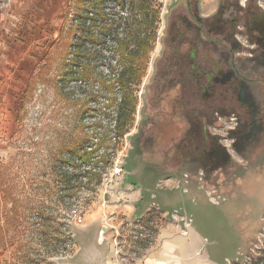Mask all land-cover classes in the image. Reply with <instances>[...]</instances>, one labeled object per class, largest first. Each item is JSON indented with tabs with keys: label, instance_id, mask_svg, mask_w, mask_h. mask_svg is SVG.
Here are the masks:
<instances>
[{
	"label": "rangeland",
	"instance_id": "obj_1",
	"mask_svg": "<svg viewBox=\"0 0 264 264\" xmlns=\"http://www.w3.org/2000/svg\"><path fill=\"white\" fill-rule=\"evenodd\" d=\"M74 1L0 0V229L5 230L0 241V264H21L19 257L25 252L34 259L31 264H35V260L40 258L39 253L44 254L46 248L42 246L44 243L41 245L38 226L33 224L39 220L37 209L33 208L40 206V201L49 205L50 209L46 208V211L55 216L56 223H62V230L71 232L73 236V244L69 242L70 248L57 261L54 260L56 264L73 252L74 243L82 242L88 218L102 204L104 188L116 182L119 188L141 185L149 187L157 195L169 188L171 183L166 179L180 175V172L163 166L167 153H150L148 142L142 143L138 150L132 144L143 102V85L170 0H133L134 5L138 1L147 5V14L142 20L132 18L127 22L130 31L125 32V41L129 50L135 51V58L121 56L116 50L115 38L122 35L116 24L109 26L95 22L94 26H82L87 33L85 36L89 37L95 31L99 33L96 40L82 38L83 47L92 49L89 56L82 58L83 63L90 65V76L81 77L82 65L77 63L73 66L75 79L63 80L60 66L67 61L65 57L69 49L73 50L82 43L80 38L83 36L77 28L78 21H72L71 15L64 20V12L72 9ZM261 2L264 5V0ZM105 9L111 12L106 15L108 19L124 15L128 10L132 13L134 6L122 7L108 0ZM61 28L63 38L60 39ZM141 40L147 42L145 50L139 48ZM56 42L58 46L54 44ZM43 59L47 64L44 76L24 112L20 110L24 87L30 76L36 74ZM127 66L133 70L122 77L120 71ZM99 71L103 76L98 75ZM102 81L104 84L114 82L116 86L113 89L116 90L105 91ZM60 85L65 91L56 90ZM67 90L70 92L65 93ZM92 96L96 100L91 99ZM114 96L117 99L125 97L127 101L133 99L135 105L131 120L125 124L123 120L118 122L122 133L120 130L115 133L113 125H107L102 119L101 105L106 98ZM110 134H127L128 145L122 152L126 154L123 158L124 174L115 182L105 177L98 184L92 181L90 188H81L74 196H65L57 201L44 195L56 185L63 187L59 185V176L55 175L59 170L73 173L75 164L79 163V155H85V151L96 148L91 155H85L88 162L93 156H96L94 161L99 160L98 156L103 153H120L121 142H109ZM81 138L86 139L82 143L84 146H76L75 141ZM100 141L102 145H99ZM65 147L69 150L64 151ZM94 165V162L90 164ZM98 166L104 164L99 162ZM85 167L87 164H81V169ZM103 170L108 173V169ZM232 172L225 176L222 184L230 185L235 177ZM195 176L197 180L191 183L202 185V189L214 187V193L219 196L216 198L214 194L218 203H225L227 208L211 205L207 197L195 198L184 194V203L174 206L177 214H186L191 225L206 236L207 244L211 240L219 243L217 253L212 256L220 258L223 264H226L224 256L232 260L228 264H264V167H259L256 176L247 173L235 183L229 194L218 189L217 174H211L205 179V184L201 173H195ZM184 180L190 182L189 173H184ZM60 193L68 195L71 191L66 189ZM72 209L83 216L81 222L72 217ZM168 211L172 212V207H168ZM140 213L142 211L136 216ZM152 213L158 230L164 220L157 210H152ZM127 223L113 235L119 234L117 242L123 245L118 255L130 259L134 255L128 251L127 228L131 227V222Z\"/></svg>",
	"mask_w": 264,
	"mask_h": 264
},
{
	"label": "flooded vegetation",
	"instance_id": "obj_2",
	"mask_svg": "<svg viewBox=\"0 0 264 264\" xmlns=\"http://www.w3.org/2000/svg\"><path fill=\"white\" fill-rule=\"evenodd\" d=\"M158 34L133 148L167 153L163 166L189 183L217 174L229 194L264 167V5L170 0Z\"/></svg>",
	"mask_w": 264,
	"mask_h": 264
},
{
	"label": "crops",
	"instance_id": "obj_3",
	"mask_svg": "<svg viewBox=\"0 0 264 264\" xmlns=\"http://www.w3.org/2000/svg\"><path fill=\"white\" fill-rule=\"evenodd\" d=\"M166 181L171 183L169 188L157 195L149 187L141 185L119 188L116 182L104 188L102 204L88 218L82 242L74 243L73 252L59 264H223L220 258L212 256L217 253L219 243L211 240L207 244L206 236L190 222L186 225L182 219H187L186 214H177L174 206L184 203V194L195 198L207 197L214 206L227 208V205L218 203L216 198L219 196L213 192L214 187L202 189V185L184 181V174ZM168 207H172V212ZM151 208L157 209L164 220L158 227L154 242L143 250L139 258L120 257L115 253L112 241L115 230L123 222L143 217ZM139 211H142L141 215L136 216ZM223 260L226 264L232 261L226 256Z\"/></svg>",
	"mask_w": 264,
	"mask_h": 264
},
{
	"label": "trees",
	"instance_id": "obj_4",
	"mask_svg": "<svg viewBox=\"0 0 264 264\" xmlns=\"http://www.w3.org/2000/svg\"><path fill=\"white\" fill-rule=\"evenodd\" d=\"M107 1L108 0H75L73 3L72 9L68 8L64 12V20L69 15H71L72 21L73 20L78 21L77 28H80L81 35L83 34V36L80 38L82 43L80 45H76V47L73 50L69 49L65 57L67 61L64 62L62 66H60L59 72L63 80H74L75 79L73 66L76 65L77 63H80L82 65L80 76L81 77L90 76V73H89L90 65L87 63H83V59H82V58H86L87 56H89V54H91L90 52L92 51V49L88 47H83L85 43H83L84 39L82 38L85 36L84 34H87V33L83 29L82 26H85L86 24L92 25V26H94L93 23L95 22L99 24L105 23L109 26L116 24L117 25L116 29L120 28L122 30L120 31L122 32V35L120 37L116 36L115 41H114L116 50L121 56L128 55L131 58H135V54L133 53L135 51L129 50L128 44L125 41V37H126L125 32L130 31V28L127 22H129L130 19L132 18H135L136 21L142 20L143 16H146L147 14V5L144 1L142 2L138 1V3L134 5L133 0H113L119 6L121 5L122 7H125L126 5L129 6V4L133 5L134 11L131 13L128 10L127 12L124 13V15H119L117 17H111L107 19L106 15L111 14L110 11L105 9V3H107ZM70 10H71V13H70ZM116 34H119V32H117ZM85 37H87L85 39L90 38L88 39L89 41L96 40L97 37H99V33L95 31V33H92L91 36L89 37L85 36ZM59 38L60 39L63 38L62 28L60 30ZM54 44L55 45L57 44L58 46V42ZM147 46L148 45H147L146 40L145 41L141 40V42L139 43V48L143 50H145ZM98 53L100 52H95V54H98ZM44 59H43L42 64L39 66L36 74L30 76V78L28 79L24 87L23 98L21 101L22 104L20 108V110L24 112L26 111L25 110L26 104L30 101V98L34 96V93L36 91V86L39 84V82L41 83L42 78L44 76L45 66L47 65ZM109 67L110 69H113L112 66H109ZM132 70L133 68L130 66H127L121 69L120 72H121L122 77H125L127 72H131ZM98 75L103 76V72L99 71ZM117 76L119 77L118 72H117ZM102 84H104V81H102ZM114 86H116L114 82L113 83L107 82L106 84H104V89L112 92ZM58 89L59 91H63V90L65 91V88H61V85L58 88L56 87V90ZM69 92L70 91L67 90L65 93H69ZM91 98L93 99L94 97L92 96ZM116 99L117 97L115 96L110 97L107 106L108 107L111 105L115 106V109H116L114 113V118L116 121L115 128H117L116 130L119 131L120 128H118L119 127L118 122H120V120H123V123L125 124L126 122L130 121L132 118L133 111L135 109V105H134L133 99L127 101L125 100V97L122 98L121 96L117 102H116ZM84 110H87V108H85ZM109 115L110 113H104L105 118H108ZM119 132L122 133L123 130L121 129ZM85 140L86 139L84 138L76 140L75 141L76 146L82 145V143H84ZM101 142L102 141H100L99 145H102ZM66 150H69V147H65L64 151ZM95 150L96 148L94 149L91 148L90 150L85 151L84 153L85 155H91ZM61 154L62 153H60V155ZM85 155H79L80 156L79 163L75 164L76 167L73 173H69L68 171L59 170V173L55 175V176H59V180H60L59 185L63 187H58V185H56L57 190L56 188L53 189L54 191L48 190L49 193H44V195L49 196L50 198L54 197L55 201H57L58 199L64 198L65 196H68V197L74 196V194H76L81 188H85V189L90 188L89 186H91L90 183L92 181H95L96 184L100 183L102 177L98 171L94 170L93 168H86V167L81 169V164H87L88 162ZM66 189H69L71 193L68 195L61 194V193H60L61 195L58 194V192H62L63 190H66ZM38 193H40V191ZM39 204L40 206H35L33 208V209H37L36 214H37V218L39 219L33 224H37L38 226L37 233L40 236L41 245L44 243L42 246H44L46 249L44 250L43 255H41L42 253H39L40 258L38 260H35V264H54L55 263L54 260L57 261L58 257L63 256V254L68 251V249L70 248L69 242H71V245L73 244V236L71 232L66 233L65 231H63L62 223H58V222L56 223L55 216L49 211L48 212L46 211L47 210L46 208H48L47 206L49 205H44V201H40ZM153 231L157 232V229L154 228ZM4 236H5V230L1 228L0 229V241L3 240ZM62 236H65L66 238H62ZM138 244L140 248L142 249L148 246L147 243L143 241H139ZM138 256H141V254H138ZM19 258H20L19 262L21 264H31V262H34V259L30 258L27 252L23 253ZM6 264H10V262L8 263L6 262ZM56 264H59V262L58 263L56 262Z\"/></svg>",
	"mask_w": 264,
	"mask_h": 264
},
{
	"label": "built area",
	"instance_id": "obj_5",
	"mask_svg": "<svg viewBox=\"0 0 264 264\" xmlns=\"http://www.w3.org/2000/svg\"><path fill=\"white\" fill-rule=\"evenodd\" d=\"M116 89H113V91ZM105 91H107L105 89ZM116 97V96H115ZM91 98V97H90ZM120 96L118 97L117 100H119ZM92 99V98H91ZM94 100H96L95 98H93ZM108 101L109 99L106 98V101L103 103V105H101L102 107V119L106 120L107 125H113V128H115V118H114V113H115V106L111 105V106H107L108 105ZM115 102V103H116ZM139 111V109L137 110V112ZM104 113H110L108 118L104 117ZM106 125V128H107ZM115 133H117L116 128H115ZM123 137V138H122ZM109 142H112L114 144L119 143L118 141L121 142V152L120 153H116V151H112V153H108V154H101L98 156V158H100L99 160H95L96 156L91 157V159L89 160V164L87 163L86 168H93L94 170L98 171L101 174V177H105L107 179H109V181H114L117 177L121 176L122 174H124V170H123V163H124V157L126 156L125 153H122L125 149L126 146L128 145L127 142V134L124 135H118V134H110V137H108ZM91 148V147H90ZM102 148V147H101ZM103 149V148H102ZM94 162L96 165L94 166H90V164ZM103 163L104 166L99 167L98 163ZM100 168V169H97ZM102 168V169H101ZM103 168L108 169V173H106ZM108 175V176H107ZM213 197V196H212ZM152 210H157L155 208H151L143 217L132 221L131 222V227L127 228V237L129 238V252L132 253L134 255L133 258H139L140 256H138V254H143V250H145L148 246H150V244H152L153 241V236L156 232L153 231L154 228H156V226L154 225V221H153V217H155L154 213H152ZM71 214L73 218H77L78 222L82 221V215L78 213V211L76 209H72L71 210ZM152 216V217H151ZM183 221L185 222L186 225L189 224L190 219H186V218H182ZM128 223L123 222L121 226H126ZM123 226V227H124ZM119 229V228H118ZM116 229L115 231L118 232ZM118 234V233H117ZM118 237L119 234L116 236H113L112 241L115 245V253L118 254V252L120 251L119 249L123 246L122 244H118ZM139 241H143L145 243H147V247L146 248H140L139 246Z\"/></svg>",
	"mask_w": 264,
	"mask_h": 264
},
{
	"label": "water",
	"instance_id": "obj_6",
	"mask_svg": "<svg viewBox=\"0 0 264 264\" xmlns=\"http://www.w3.org/2000/svg\"><path fill=\"white\" fill-rule=\"evenodd\" d=\"M179 177H181V176H183V174H181V175H178Z\"/></svg>",
	"mask_w": 264,
	"mask_h": 264
}]
</instances>
